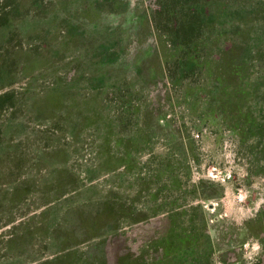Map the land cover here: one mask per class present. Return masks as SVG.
<instances>
[{
	"label": "rangeland",
	"instance_id": "obj_1",
	"mask_svg": "<svg viewBox=\"0 0 264 264\" xmlns=\"http://www.w3.org/2000/svg\"><path fill=\"white\" fill-rule=\"evenodd\" d=\"M149 12L0 0V264H264V58L224 34L180 78Z\"/></svg>",
	"mask_w": 264,
	"mask_h": 264
},
{
	"label": "trees",
	"instance_id": "obj_2",
	"mask_svg": "<svg viewBox=\"0 0 264 264\" xmlns=\"http://www.w3.org/2000/svg\"><path fill=\"white\" fill-rule=\"evenodd\" d=\"M144 2L150 10V21L156 31L160 34L162 32L170 46L178 48L179 51H184V58H180L179 61L182 62L178 63L179 68H181L180 78L188 76L190 74L189 68L196 67L197 62V66H199L200 61L190 58L191 55L197 54L198 46H208L215 38H223L224 34L225 38L230 40V47L226 50L223 49L226 53L235 54L237 50L248 49L245 51L247 56L253 54L255 59L261 58V56L264 58V49L260 47L258 39L257 42H254L257 44L254 47H250L248 40L245 43L241 40L235 45L233 44V38L234 40L240 38L245 23H251L246 20L250 19L252 22L260 20V13L264 12V0H144ZM7 14L8 12H4L2 17L9 19ZM14 14L16 13L14 12ZM2 22L0 15V23ZM250 32L252 33L253 30ZM217 51L222 52L220 46H217L212 53L218 55ZM258 61L261 65L264 63V60L258 59ZM0 64V85H7L12 82L9 73L13 69V63L0 58ZM200 64L202 63L200 62ZM251 91H258V82H253ZM257 98L259 102L264 104V97L259 95ZM254 116L261 119H258L256 128H252L253 136L259 140L264 133L259 128L260 123L264 125V108H258ZM106 204L107 202L96 203L93 210L103 209V207L107 210ZM101 264L108 263L101 261Z\"/></svg>",
	"mask_w": 264,
	"mask_h": 264
},
{
	"label": "crops",
	"instance_id": "obj_3",
	"mask_svg": "<svg viewBox=\"0 0 264 264\" xmlns=\"http://www.w3.org/2000/svg\"><path fill=\"white\" fill-rule=\"evenodd\" d=\"M76 224V223H75ZM78 224V223H77ZM79 225H82V223L81 224H79ZM97 244V243H96ZM97 246H99V244H97ZM102 248V247H101ZM100 248V250H98L97 251V254L95 253L94 255H91V258H90V261H92V260H98V256H100L102 253L103 254H107L106 253V251H103L102 249ZM75 252H77V251H75ZM90 252V251H89ZM78 253V252H77ZM79 254V253H78ZM90 255V254H89ZM80 256V255H79ZM128 257V256H127ZM103 258V257H102ZM112 260V259H111ZM102 261H105L106 263H108V259L105 257V258H103V260Z\"/></svg>",
	"mask_w": 264,
	"mask_h": 264
}]
</instances>
